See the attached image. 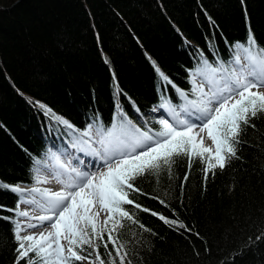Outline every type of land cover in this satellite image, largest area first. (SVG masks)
I'll use <instances>...</instances> for the list:
<instances>
[{"label":"trees","instance_id":"16d2710c","mask_svg":"<svg viewBox=\"0 0 264 264\" xmlns=\"http://www.w3.org/2000/svg\"><path fill=\"white\" fill-rule=\"evenodd\" d=\"M250 36L264 47V0H0V205L16 209L24 192L4 186L35 185L38 165L57 159L65 142L73 146L72 131L54 117L83 131L124 116L157 131L152 109L168 100L179 110L186 101L152 61L193 100L192 74L205 62L232 67ZM255 124L240 159L206 182L204 164L193 158L189 171L181 156L171 180L142 183L147 195L137 202L150 212L133 211L151 232L124 221L117 233L133 264H264V239H255L264 234V120ZM151 211L174 216L192 234ZM0 217L13 221L0 219V264H13L17 216ZM100 252L108 264L102 244Z\"/></svg>","mask_w":264,"mask_h":264},{"label":"snow or ice","instance_id":"6c2138e0","mask_svg":"<svg viewBox=\"0 0 264 264\" xmlns=\"http://www.w3.org/2000/svg\"><path fill=\"white\" fill-rule=\"evenodd\" d=\"M233 62L237 67H213L205 62L204 67L196 71V75L203 77V82L197 83L195 78L192 81L196 84L194 91H198L199 96L188 100L185 92L176 88L156 62L152 61L154 70L160 73L162 80L172 85L186 101L182 109L186 114L184 119L180 118V113L168 100L159 105L171 112L175 123L161 118L157 131L148 128L147 123L138 127L124 116L110 128L93 123L83 131L61 117H54L58 123L72 131L75 141L73 147L81 142L98 143L99 148L93 150V155L99 158L102 162L100 168L105 170L97 168L95 172H91L72 167L69 171L68 165L57 160L59 168L72 176V179L61 191H41L39 188L30 190L39 193L44 202L33 197L23 203L36 205L47 214L32 217L38 224L29 222L22 225L19 221L14 222L13 238L17 247L13 264H75L80 261L106 264L101 256V244L107 254L108 264H133L125 244L118 242L117 233L125 228L124 221H131L133 225L151 232L139 222L133 211L150 212L149 208L137 202L139 196L147 195L141 187L142 183L145 180L158 181L162 175L171 180L172 167L178 163L176 158L181 156L187 157L189 171L193 158L204 164L206 182L210 176L217 174V169L222 172L230 167L233 159H240L238 149L242 150L247 143L245 137L248 130H256L257 118L264 120V91L259 90L264 88V47L257 49L255 37L250 36L247 46L238 45ZM34 103L51 114L52 110L46 105L38 101ZM202 133L207 134L214 147L205 145ZM188 179L189 172H186L179 185L181 192ZM4 190L21 194L25 191L19 186L9 189L6 185ZM159 202L169 207L163 199ZM19 207V203L16 209L0 205V212L7 211L28 218L29 211H20ZM101 213L105 214L102 222ZM151 215L158 216L165 224L192 234L191 229L178 223L174 216L167 218L155 211H151ZM0 219L13 222L12 217ZM38 227L50 230L40 231L37 235H20L22 230ZM105 234L107 240L104 239ZM93 239L100 242L95 247ZM255 239H264V234ZM62 240L67 241L66 249ZM109 244L112 249H109ZM93 252L96 254L94 259Z\"/></svg>","mask_w":264,"mask_h":264},{"label":"rangeland","instance_id":"374dc122","mask_svg":"<svg viewBox=\"0 0 264 264\" xmlns=\"http://www.w3.org/2000/svg\"><path fill=\"white\" fill-rule=\"evenodd\" d=\"M203 67H199L198 69H202ZM217 67H220V66H217ZM232 67H237V66L233 63ZM193 78H195L197 83L203 82V77L196 75V71L191 76L192 81H193ZM192 84H193V88L195 90L196 84H194L193 82H192ZM259 90L264 91V88H260ZM195 92L199 96V92L198 91H195ZM183 107L179 110H176L178 113H180L181 119L186 118V114L182 111ZM154 109H155V111H154ZM151 117L154 118L158 122L161 118H163V119H168L170 123H175V120L172 117L171 112H169L167 109H164V108H160V107L153 108ZM142 122H143L142 123L143 125H145V123H147V121H145V120H142ZM201 135L204 136V141H205L206 146L214 147L212 145L211 140L207 138L206 133H202ZM83 139H87V138H83ZM93 139H95V138H93ZM74 143H75V141H74ZM65 145H66V150L64 149L62 152H59L57 155V159L52 160V161L48 160V163H46L45 165H43V164L38 165V168L36 170V185H33L32 187L31 186L22 187V189L25 190L24 191L25 200H30L33 197H35L41 203L44 202L43 198L41 197V195L39 193H35V192L30 191L33 188H39V189H41V191L48 189V190L53 191V192L61 191V190L65 189L66 184L72 179V176H70L68 173H65L62 169L59 168L57 160H59V163L68 165L69 171L72 167H75L80 171H91V172H95L97 168H100V165L102 162L95 155H94V157L96 159V163H93V165H91V164H89V162L86 161V163H85L86 166L83 165L84 164L83 158H85L84 152H83V146H86L87 148L91 149V151H92V148H94L95 150L99 148L98 143L90 142L89 144H83L81 142V143H77L76 146L73 147L70 145L69 142H65ZM100 170L104 171L105 169L100 168ZM58 181H62V182H58ZM23 201L24 200H21V202L19 203V205H20L19 210L20 211H25V210L29 211V217L24 218V217L17 216L16 221H19L22 225H26L29 222L38 224L39 222L32 219V217L36 216L38 213L40 215V213L43 211L41 209H39L36 205H27V204L23 203ZM104 215H105L104 213H101V216H100L101 222L104 219ZM39 228L43 229L45 227H39ZM27 231H29V229L26 231L22 230L20 232V235L21 236L25 235ZM61 243L63 244L65 249L68 247L66 240H62Z\"/></svg>","mask_w":264,"mask_h":264},{"label":"bare ground","instance_id":"6f19581e","mask_svg":"<svg viewBox=\"0 0 264 264\" xmlns=\"http://www.w3.org/2000/svg\"><path fill=\"white\" fill-rule=\"evenodd\" d=\"M207 86L205 87V91H207ZM93 150H95L94 148L91 149L87 148L86 146H83V152H84V156L85 158H83V165L86 166V161L89 162V164L93 165V163H96V159L93 155ZM86 153V154H85ZM47 213L45 212H41L40 215H45ZM46 223V222H45ZM50 228H37V229H29V231L26 232V234H33V235H37L40 231H49Z\"/></svg>","mask_w":264,"mask_h":264}]
</instances>
